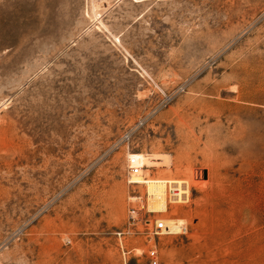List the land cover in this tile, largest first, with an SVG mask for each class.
Listing matches in <instances>:
<instances>
[{"label": "rangeland", "instance_id": "1", "mask_svg": "<svg viewBox=\"0 0 264 264\" xmlns=\"http://www.w3.org/2000/svg\"><path fill=\"white\" fill-rule=\"evenodd\" d=\"M130 152L161 161L143 184ZM150 246L264 264V0H0V264H150Z\"/></svg>", "mask_w": 264, "mask_h": 264}, {"label": "built area", "instance_id": "2", "mask_svg": "<svg viewBox=\"0 0 264 264\" xmlns=\"http://www.w3.org/2000/svg\"><path fill=\"white\" fill-rule=\"evenodd\" d=\"M126 166H127L128 181L131 183L138 182V181L133 180L131 176L140 175V172H139V168L141 167L140 164L136 162V159L134 157L127 156ZM134 197L138 199L140 198V195L137 194ZM137 210H139V208H135V206L129 205L128 214H127V218L129 222L138 221L141 225H144L145 230L149 231L151 234L171 232L168 225L164 223L162 218H153L152 220H150L147 217H143L141 216V214H138ZM148 224H150V228L148 227ZM178 226L179 227L176 229L177 232H183L186 230V226L183 222H181ZM147 255H148L149 263L155 264L156 256L154 253L153 246L148 247Z\"/></svg>", "mask_w": 264, "mask_h": 264}, {"label": "bare ground", "instance_id": "3", "mask_svg": "<svg viewBox=\"0 0 264 264\" xmlns=\"http://www.w3.org/2000/svg\"><path fill=\"white\" fill-rule=\"evenodd\" d=\"M128 156H132V157H134L135 159H136V162L137 163H139L140 164V166H142V165H147L148 167L149 166H151V165H154V164H156V163H160L161 161H159V162H157L156 160H155V163H153L154 162V159H155V157L154 156H152V155H150V153H139V152H130L129 154H128ZM162 158H159V160H161ZM167 162L166 163H163V161H162V163L165 165V164H167L168 163V165H169V160H168V158L167 159H165ZM161 163V164H162ZM156 166V165H155ZM153 167V166H152ZM144 168V167H143ZM131 178L133 179V180H135V181H140L141 183L143 182H145L146 181V179H147V177H142L141 175H133V176H131ZM137 178H139L140 180H138ZM182 182H180V183H176L177 185L176 186H174L172 189H169V190H173V189H175L176 191H174V193H171L170 195H171V198L173 197L175 200H177L176 202L177 203H179L180 201H181V199L182 200H184V199H186V196H187V193H188V184H187V182L186 181H184V180H181ZM142 183V184H143ZM168 186V185H167ZM166 186V187H167ZM169 188V187H168ZM168 191V190H167ZM168 193V192H167ZM168 195V194H167ZM166 196V195H165ZM168 198L170 199V197L168 196ZM167 198V199H168ZM174 199H172V200H174ZM146 200H147V194H146ZM170 201V203L172 202L173 203V201ZM180 200V201H179ZM185 201V200H184ZM184 201H182V202H184ZM168 202V201H167ZM147 207H148V204H147ZM148 210H151L152 211V209H149L148 208ZM164 221V220H163ZM164 223H165V221H164Z\"/></svg>", "mask_w": 264, "mask_h": 264}]
</instances>
